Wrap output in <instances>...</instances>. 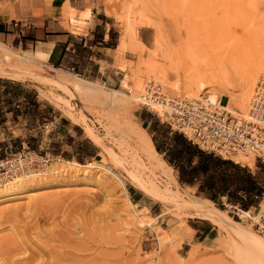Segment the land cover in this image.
I'll use <instances>...</instances> for the list:
<instances>
[{"label":"rangeland","instance_id":"obj_1","mask_svg":"<svg viewBox=\"0 0 264 264\" xmlns=\"http://www.w3.org/2000/svg\"><path fill=\"white\" fill-rule=\"evenodd\" d=\"M246 1L100 0L108 16L109 12L115 13L110 17L119 31V46L124 31L130 37L123 53L118 49L109 53L113 59L110 68L120 72L113 84L55 69L47 61H37V53L0 41V77L34 87L42 102L57 111L62 121L80 128L82 136L98 152L94 159L75 161L82 165L94 163L98 167L96 178L77 184L65 178L54 179L27 190L34 191V197L0 203V264L46 263L59 247L62 250L59 248L57 253L67 251L78 256L70 255L72 264H253L257 258L248 256L242 238H248L264 255V235L256 226L264 218V197L258 208L245 211L255 219L244 214L240 218L227 201L200 194L198 186L182 184L174 166L156 147L150 153L141 147L144 142H153L155 134L151 131L156 120L160 128L172 131L141 105L139 97L149 81L162 85L172 96L216 94L217 100L228 104L236 117H246L236 114L234 104H229L231 97H226L230 94L218 86L210 85L194 94L182 89L189 69L197 65L213 78V71L223 63L235 76V67L251 53H260L256 56L261 63L264 61V30L260 29H264V0H256L254 8L250 0ZM247 51L251 53L246 57ZM255 55L250 59L257 58ZM152 63V67L156 64L160 70L168 71V82L149 75ZM263 78L264 74L252 98ZM132 80L142 82L137 96L132 91ZM75 85L82 87L83 93L75 92ZM249 157L254 160L252 166L244 162L245 155L232 156L230 160L249 169L257 162L254 173L264 183L260 169L264 166L254 155ZM49 160L46 174L56 166H70L67 161L74 162L52 156ZM162 177L166 183L159 180ZM153 186L161 198L148 193ZM135 188L144 194L143 202L130 198L129 191ZM193 204L203 209L189 208ZM127 206L130 213L125 212ZM113 210L120 211L119 219ZM139 216L145 222L142 226ZM57 227L60 231L72 229L66 233L70 243L69 239L64 246L62 241L46 237L54 228L58 232ZM262 259L255 264H263Z\"/></svg>","mask_w":264,"mask_h":264},{"label":"crops","instance_id":"obj_2","mask_svg":"<svg viewBox=\"0 0 264 264\" xmlns=\"http://www.w3.org/2000/svg\"><path fill=\"white\" fill-rule=\"evenodd\" d=\"M119 38L100 0H0V41L47 53V63L55 69L116 83L120 72L110 68L109 53L117 51ZM58 115L34 87L0 77V158L23 149L74 161L68 163L96 158L97 150L80 128ZM255 168L257 162L250 167L253 175ZM129 195L135 202L144 200L136 188Z\"/></svg>","mask_w":264,"mask_h":264},{"label":"built area","instance_id":"obj_3","mask_svg":"<svg viewBox=\"0 0 264 264\" xmlns=\"http://www.w3.org/2000/svg\"><path fill=\"white\" fill-rule=\"evenodd\" d=\"M140 102L173 132L182 133L202 151L224 159L252 154L264 166V78L255 89L247 118L236 117L228 104L212 101L209 94L195 98L172 96L154 81L145 85ZM49 157L23 149L0 158V187L23 176L44 174ZM159 180L167 182L164 177ZM231 208L242 218L245 211L239 204H231ZM256 226L264 235V218Z\"/></svg>","mask_w":264,"mask_h":264},{"label":"bare ground","instance_id":"obj_4","mask_svg":"<svg viewBox=\"0 0 264 264\" xmlns=\"http://www.w3.org/2000/svg\"><path fill=\"white\" fill-rule=\"evenodd\" d=\"M248 1V0H247ZM246 1V2H247ZM256 0H250V4L254 7H256V4H253L255 3ZM247 4V3H246ZM250 4H247V6H251ZM245 5V4H243ZM242 5V6H243ZM246 6V5H245ZM252 8V9H253ZM251 11H254L252 10ZM74 10V9H73ZM73 12V11H72ZM71 12V13H72ZM114 13V12H113ZM112 12H109V16H112L113 15ZM251 13V12H250ZM254 13V12H253ZM263 13V12H262ZM73 14V13H72ZM88 14V13H87ZM115 14V13H114ZM249 14V13H248ZM257 14V13H256ZM89 15V14H88ZM252 17L253 14L251 13ZM264 16V15H262ZM261 16V17H262ZM87 17V16H86ZM117 17V16H116ZM115 17V18H116ZM251 17V19H252ZM239 18V17H238ZM253 20V19H252ZM259 25V24H258ZM260 28V27H258ZM257 28V29H258ZM261 30H264L263 28H260ZM260 31V30H259ZM256 34L258 36L259 33H257L256 31ZM249 36V34H248ZM129 35H128V31H124V34L123 36L121 37L120 39V46L118 48L119 50V53H123L124 50L127 48L128 44H129ZM187 44V43H186ZM251 46V45H250ZM259 46V45H258ZM248 48V47H247ZM254 48V47H252ZM256 49V48H255ZM9 50V49H8ZM250 50V48H249ZM264 50V49H263ZM251 51V50H250ZM250 51H247L248 53H246V57H247V54L251 53ZM254 51V50H253ZM9 54V53H8ZM11 54V53H10ZM35 54V53H34ZM50 54V53H49ZM244 54L243 52L241 53V55ZM254 53H251L250 54V57L248 58V60L245 59L244 62H240V64H238L236 67H235V70L237 68L238 72L236 73V75L234 76V73L232 71L231 68L228 67V65L226 66L224 63L222 64V66L219 68H217L215 71H213V78L212 76L210 75L209 77V73L208 75L206 74V72L204 71H201L200 70V67L198 68V65L195 66L194 68H190L189 69V76H187L186 80L184 81V86H182V89H184V91H186L187 93H196V91H200L202 89H205L206 87L210 86V85H213V86H218L222 89V91H226L230 94V96H226L227 98L228 97H231V100H229V104L230 102H232L234 104V106L236 107V114L240 113L241 115H245L247 118L248 117V108L251 104V101H252V91L253 89L255 88L256 84L258 83L261 75L264 74V61L261 63L259 60V55L260 53H256L259 54L258 57L255 55V57L257 58H253V59H250L251 57H254V55H252ZM36 55V54H35ZM38 55V59L37 61L39 62H43V61H47L48 60V54L47 53H37ZM20 56V55H19ZM240 56V54H239ZM249 56V55H248ZM21 57V56H20ZM27 60H31L32 62V58L30 57H27ZM36 57V56H35ZM244 57V56H243ZM19 58V57H18ZM23 59V58H22ZM35 59V58H34ZM6 60L7 61H10L9 57H6ZM17 60V59H16ZM21 60V59H20ZM243 61V59H241ZM264 60V59H262ZM192 61V60H190ZM194 61V60H193ZM17 63V61H16ZM36 63V61H35ZM192 63V62H191ZM196 63V61H195ZM20 64V63H19ZM196 65V64H195ZM236 65V64H235ZM153 66V63L151 65V67ZM155 67H152L149 71V75L151 73V75H153L154 77H157L159 79H161V81L163 80L165 83L169 81V73H167L166 69H159L156 67V64L154 65ZM160 67V66H159ZM161 68V67H160ZM203 69V68H202ZM206 68H204L203 70H205ZM208 69V68H207ZM234 69V68H233ZM234 70V71H235ZM240 71V73H239ZM236 72V71H235ZM212 74V73H211ZM238 74V75H237ZM212 78V79H211ZM142 80V79H141ZM138 81V80H137ZM132 82H134L132 80ZM76 83V82H75ZM78 83V82H77ZM173 83V82H172ZM168 84V83H167ZM132 91L134 92L135 91V94L137 96V93L140 92L142 90V82H134V84H132ZM169 85V84H168ZM76 86V85H75ZM78 86V85H77ZM74 87L75 88V92H82V87H80L81 89H79L78 87ZM180 86V85H179ZM178 86V87H179ZM73 87V86H72ZM174 87H176L174 85ZM74 90V89H73ZM79 92V93H80ZM83 93V92H82ZM115 93L117 94H124L123 91H115ZM125 95V94H124ZM118 96V95H117ZM225 96V95H224ZM211 97V100L212 101H215V102H218L220 101L221 99H218L217 100V96L216 94L210 96ZM118 98V97H117ZM140 98V97H139ZM109 99V98H108ZM138 99V98H137ZM116 101V99H115ZM119 101V100H118ZM117 102V101H116ZM115 103V102H114ZM118 103V102H117ZM250 109V108H249ZM144 132V131H143ZM146 133V132H145ZM144 133V134H145ZM137 136V135H136ZM145 136V135H144ZM149 136V135H148ZM146 136V137H148ZM141 140V138H139ZM150 139V138H149ZM139 141V140H138ZM143 141V140H142ZM144 142V141H143ZM141 147L142 149H144L147 153H150V151H154L155 150V146H154V143L152 141H148V143H142L141 144ZM240 156V155H239ZM242 156V155H241ZM238 157V156H236ZM244 158V157H242ZM103 159H105L104 157H102V160L100 161V163L103 164ZM106 161V160H105ZM241 162V161H240ZM244 162L249 164L250 166H252L254 164V160L249 157V156H246V158L244 159ZM68 163V162H67ZM98 163V162H97ZM106 163V162H105ZM70 164V166H65V165H60V166H56L54 168H52L50 170V172H48L47 174L44 173L43 175L42 174H36V175H31V176H26V178L24 177H21L19 179H16L12 182H9L7 183L6 185L0 187V203H7V202H11L13 200H19V199H28L30 197H34L35 196V193L33 191L32 192H29L27 190H29L30 188L33 189V188H36V187H42V186H45L47 184H50V182L52 180H56V179H68V183H74V184H77V183H84V181H88V180H91L92 178L95 177V175H98V170H97V166L94 165V163L92 164H89V165H80L78 163H68ZM169 166V165H168ZM170 168V167H169ZM103 170V169H102ZM99 177V176H98ZM96 178V177H95ZM177 182V180H176ZM89 184V183H88ZM146 189V188H145ZM148 193H151L152 196H157L159 198H161V195L159 194V192L154 188V186L148 190ZM109 194V193H108ZM107 195V194H106ZM165 198V197H163ZM128 202V201H127ZM264 203V202H263ZM129 204H132L133 203L131 202V200H129ZM264 205V204H263ZM189 208H192V209H195V210H198V211H201L202 206H200L199 204L198 205H191V207ZM113 212H118V213H114L113 215L116 216L118 219L120 218V214L119 212L120 211H115L113 210ZM125 212H128L130 213V210L128 209V206L127 208L125 209ZM135 212V211H134ZM140 212V211H139ZM137 213V212H136ZM244 215L246 216H249L250 215V212H244ZM243 215V216H244ZM113 216V217H114ZM128 217H131V219H134L132 218V216H128ZM252 220L255 219V218H252L251 216H249ZM138 218H141L140 216ZM107 219V218H106ZM105 219V220H106ZM111 219V218H110ZM135 221V220H134ZM137 221V220H136ZM135 221V222H136ZM103 222V221H102ZM105 222V221H104ZM140 222L142 223H139V220H138V223L142 226L143 223H145L142 218L140 220ZM61 223V222H60ZM126 223V222H125ZM127 225V224H126ZM56 226H58L56 224ZM55 226V228H56ZM61 226V225H60ZM59 227V226H58ZM58 227H57V230H58ZM71 227V226H70ZM232 227V226H230ZM53 228V227H52ZM51 228V229H52ZM54 228V229H55ZM67 228V227H66ZM72 228V227H71ZM49 228H47L48 230ZM52 229L47 235L46 237L47 238H52L53 240H59V241H62L63 244L65 243L67 245V242L68 240L70 239V241L68 243L71 242V237L68 238L67 236V231H70V230H65V231H60L58 230V232H55V230ZM61 229V228H59ZM63 229V227H62ZM231 229V228H230ZM50 230V229H49ZM48 230V231H49ZM56 230V231H57ZM46 231V230H45ZM74 231V230H73ZM77 231V230H76ZM239 231V230H238ZM236 232V231H235ZM241 232V231H240ZM239 232V233H240ZM69 233V232H68ZM81 233V232H80ZM237 233V232H236ZM43 234V233H41ZM70 236H72L71 233H69ZM232 235V234H231ZM237 235V234H236ZM67 237V238H66ZM74 237V236H73ZM239 237V235H238ZM237 237V238H238ZM236 239V237H234ZM243 239V242H245V245H243L244 248H246V250H248V256H250V258H252L254 260V258H257V260L255 259L254 263H256V261H261V258L264 259V255L262 253V251H260V249H258L253 243L250 242V240L247 239ZM53 243V241H51ZM64 244V246H65ZM69 245V244H68ZM54 246V245H53ZM59 245H57L56 247H58ZM246 246V247H245ZM54 248V247H52ZM60 250H62L61 247H59ZM58 248V250H59ZM67 248V246H66ZM72 248V247H71ZM68 249V248H67ZM57 250V249H56ZM57 250V251H58ZM50 251V250H49ZM48 251V252H49ZM53 251V250H51ZM57 251L54 250V253H52L51 255V260L44 263H40V264H66L65 262H68L71 263L69 261L70 259V255L72 254L70 252H60V253H57ZM64 251V250H63ZM50 253V252H49ZM32 254V253H31ZM73 255V254H72ZM71 255V256H72ZM76 256V255H73V257ZM247 256V257H248ZM259 258H258V257ZM78 258V256H76ZM80 257V256H79ZM34 257H32L31 259H33ZM76 258V259H77ZM75 259V258H73ZM75 259V261H76ZM81 258H79L80 260ZM83 259V258H82ZM250 259V260H252ZM262 259V261H264ZM23 261V260H22ZM36 261V259H35ZM75 263H78L79 264V261H76L74 262L73 264ZM252 263V262H251ZM250 263V264H251ZM263 263V262H262ZM39 264V263H38ZM72 264V263H71ZM81 264V263H80ZM257 264H259L257 262ZM261 264V262H260ZM264 264V263H263Z\"/></svg>","mask_w":264,"mask_h":264},{"label":"trees","instance_id":"obj_5","mask_svg":"<svg viewBox=\"0 0 264 264\" xmlns=\"http://www.w3.org/2000/svg\"><path fill=\"white\" fill-rule=\"evenodd\" d=\"M76 74L84 75L82 72ZM151 134L159 151L176 169L179 180L188 187L198 186L200 194L214 200L227 197L244 211L258 208L264 195V183L249 168L230 159L209 154L189 141L182 133L160 128L154 122ZM264 172V167H260ZM258 197V199H256Z\"/></svg>","mask_w":264,"mask_h":264}]
</instances>
